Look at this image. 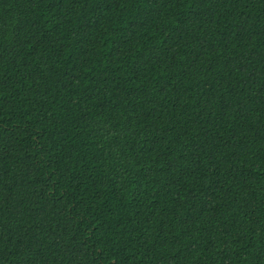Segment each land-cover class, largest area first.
Listing matches in <instances>:
<instances>
[{"label": "trees", "instance_id": "obj_1", "mask_svg": "<svg viewBox=\"0 0 264 264\" xmlns=\"http://www.w3.org/2000/svg\"><path fill=\"white\" fill-rule=\"evenodd\" d=\"M0 264H264V0H0Z\"/></svg>", "mask_w": 264, "mask_h": 264}]
</instances>
